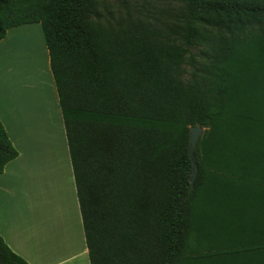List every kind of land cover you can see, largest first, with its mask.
I'll return each mask as SVG.
<instances>
[{"label":"trees","instance_id":"obj_1","mask_svg":"<svg viewBox=\"0 0 264 264\" xmlns=\"http://www.w3.org/2000/svg\"><path fill=\"white\" fill-rule=\"evenodd\" d=\"M102 1L0 0V42L42 28L89 263L264 264V0L165 27ZM17 156L0 122V174ZM0 264L28 263L0 236Z\"/></svg>","mask_w":264,"mask_h":264},{"label":"crops","instance_id":"obj_2","mask_svg":"<svg viewBox=\"0 0 264 264\" xmlns=\"http://www.w3.org/2000/svg\"><path fill=\"white\" fill-rule=\"evenodd\" d=\"M36 26L10 29L0 42V47L8 43L0 62L15 58L12 74L0 77V122L18 153L0 174V236L28 264H90L58 95ZM21 39H26L22 48ZM20 49L29 55L28 67L20 62ZM37 181L41 189L34 185ZM41 194L48 195L49 202H37ZM46 242L55 246L53 254H44L41 245Z\"/></svg>","mask_w":264,"mask_h":264},{"label":"rangeland","instance_id":"obj_3","mask_svg":"<svg viewBox=\"0 0 264 264\" xmlns=\"http://www.w3.org/2000/svg\"><path fill=\"white\" fill-rule=\"evenodd\" d=\"M102 5H104L107 9V11H103V15H104L103 20L106 22L116 24V22H119L120 20H124L127 18H140L143 20H148L149 22H151L152 24L156 26L165 27L166 25L173 23L174 14H176V12L178 11L180 3H179V0H104L100 2V6ZM36 27L37 28H34L35 29L34 33H38L40 35V39H41V43L43 47V53H44L43 61L45 62V65L47 68L46 61H47L48 54L45 48L46 47L45 39L41 32L40 26H36ZM13 33H10L9 36H11ZM26 34L27 36H25V38L29 37L30 31L29 32L27 31ZM28 42L29 40L27 39V44ZM6 44L8 43H4L0 47V53L2 52L1 50H4L5 52V50L8 48L6 47ZM20 44H21V48L22 46H25L26 39L25 40L21 39ZM14 50L15 49H12V51ZM12 51H10L9 53L10 55L12 54ZM14 59L15 58L12 59L10 56V57H6L5 59H2V61L0 62V77H2V79L5 77L6 72H9L8 75L12 74V71L10 70H12L13 68ZM3 82L5 84V80H3ZM47 107L45 105L46 111L48 109ZM46 172L47 170L45 168V170H43V176H44V173ZM45 182H48V181H45ZM40 184L42 183L38 181L34 183L36 188ZM43 187L45 188L44 183H43ZM38 188L41 189L40 186H38ZM35 200L37 202H41V201L49 202L50 199L48 195L46 196L44 194L43 195L41 194L40 196H37ZM44 220L46 222L48 221L51 222V219H47L45 215H44ZM41 247H43L45 255L53 254L55 250V246L54 248L49 247L47 246V242L41 245Z\"/></svg>","mask_w":264,"mask_h":264},{"label":"water","instance_id":"obj_4","mask_svg":"<svg viewBox=\"0 0 264 264\" xmlns=\"http://www.w3.org/2000/svg\"><path fill=\"white\" fill-rule=\"evenodd\" d=\"M203 132H204V129L199 128V127L191 128L189 132V158L192 162V170H193V174L191 177V183H193L196 177V174H197V165H196L195 158L193 156V152L196 149L197 143L201 135L203 134Z\"/></svg>","mask_w":264,"mask_h":264},{"label":"bare ground","instance_id":"obj_5","mask_svg":"<svg viewBox=\"0 0 264 264\" xmlns=\"http://www.w3.org/2000/svg\"><path fill=\"white\" fill-rule=\"evenodd\" d=\"M19 46H20V45H19ZM20 47H21V46H20ZM27 47H28V46H27ZM27 47H25V48L28 49L29 47H28V48H27ZM29 49H30V51H32L31 48H29ZM23 50H24V49H23ZM21 52H22V51H21V49H20V52H19V54H20L19 57L21 58V59H20V62H21V60H22V62L25 61V63H26L25 66L28 67V66H27V62H28V56H29V55L27 54V56L25 57V56L23 55L24 53L22 52V53H23V54H22ZM25 52H26V51H25ZM28 53H29V51H28ZM29 54H30V53H29ZM6 55H7V54H6ZM4 56H5V55H4ZM19 57H18V58H19ZM36 59H37V58H36ZM34 60H35V58H34ZM18 61H19V60H18ZM29 61H30V60H29ZM36 61H37V60H36ZM34 62H35V61H34ZM19 64H20V63H19ZM19 64H18V67H19ZM31 64H34V63L32 62ZM20 66H23V65L20 64ZM33 66H34V65H33ZM35 67H36V66H34V68H35ZM31 69H32V68H31ZM35 69H36V68H35ZM26 71H27V70H26ZM31 71H32V70H31ZM35 72H38V70L35 71ZM25 78H26V77H25ZM36 81H37V80H36Z\"/></svg>","mask_w":264,"mask_h":264}]
</instances>
